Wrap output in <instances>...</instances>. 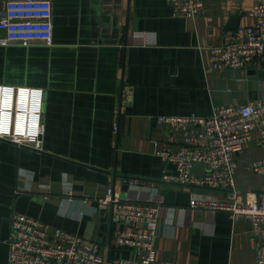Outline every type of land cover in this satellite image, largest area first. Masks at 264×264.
Here are the masks:
<instances>
[{"label":"crops","instance_id":"crops-1","mask_svg":"<svg viewBox=\"0 0 264 264\" xmlns=\"http://www.w3.org/2000/svg\"><path fill=\"white\" fill-rule=\"evenodd\" d=\"M203 1L192 18L175 16L167 0H51V44H0V84L44 89L39 147L0 139V264L15 213L91 238L107 259H138L116 240L122 225L113 204L98 208L108 186L122 198L152 197L157 188L166 209L152 264H256L248 218L189 206L192 197L227 199V190L162 180L176 168L157 149H177L182 136L158 116H209L264 99V57L244 68L209 60L210 46L255 23L259 0ZM261 158L257 130L235 156L240 194L264 193V173L252 168ZM205 169L196 163L191 174ZM130 177L142 185H128Z\"/></svg>","mask_w":264,"mask_h":264},{"label":"built area","instance_id":"built-area-1","mask_svg":"<svg viewBox=\"0 0 264 264\" xmlns=\"http://www.w3.org/2000/svg\"><path fill=\"white\" fill-rule=\"evenodd\" d=\"M167 2L175 16L194 18L204 7L203 0ZM52 15L51 0H8L0 16V44H51ZM252 15L256 19L254 24L237 28L228 41L209 47L213 66L244 68L264 57V0L255 4ZM43 100L41 87L0 84V139L39 147ZM158 122L182 136L177 149L167 144L157 149L158 155L176 168L173 174L165 173L162 180L227 190V199L192 197L189 206L228 211L234 222L248 218L251 235L259 241L256 264H264V193L242 195L237 191L235 160L255 131L264 134V99L241 106H224L209 116L160 115ZM196 163L206 165L202 175L191 174ZM252 168L264 173V158L254 161ZM126 182L132 187L142 185L138 177L127 178ZM153 192L154 196L148 198H122L114 187L108 186L98 199V208L113 204L114 220L122 225L116 240L134 247L138 259H107L95 240L60 226L48 228L39 218L15 213L8 238L7 264H152L162 213L166 209L157 188ZM69 196H73L72 190Z\"/></svg>","mask_w":264,"mask_h":264}]
</instances>
